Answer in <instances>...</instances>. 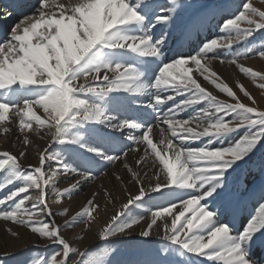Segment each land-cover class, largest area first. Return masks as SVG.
I'll list each match as a JSON object with an SVG mask.
<instances>
[{
  "label": "snow or ice",
  "instance_id": "snow-or-ice-1",
  "mask_svg": "<svg viewBox=\"0 0 264 264\" xmlns=\"http://www.w3.org/2000/svg\"><path fill=\"white\" fill-rule=\"evenodd\" d=\"M176 5L177 0H171V5L167 0L163 4L160 0H76L75 3L71 0L67 3L39 0L35 7L18 2L13 11L4 10L0 22L7 24L10 18H15L16 22L11 25L10 38L0 45V122L8 119L11 110L16 118L12 123L16 124L18 120L17 131L23 134L25 146L32 143L25 133L26 129L36 131L37 135H48L53 144H76L84 136L108 138L111 132L127 130L125 139L131 145V151H138L139 146L144 145L143 155L137 157L136 167L122 159L127 156L125 150L119 155L110 156L81 145L87 151L97 152L110 165L121 161L131 180L138 186L137 193L128 197L99 235L105 240L117 235H130L143 223L140 235L150 238L155 232L159 241L154 242L153 247L141 250L140 255L144 258L142 264H180L175 253L176 246L194 256L206 257L208 261L256 264L251 259L249 248L253 243L264 246V183L259 191L262 211L258 217L251 216L242 231L231 234L233 229L224 223L217 226L218 220L214 217L230 214L235 218L247 200L256 195L243 184L242 176L257 172L264 180V152L258 154V148L264 142V111L258 112L238 100L234 104L218 101L192 78L191 69L186 67L189 62L196 66L204 80L235 99L232 88L217 83V74L209 72L201 63L209 53L222 46L215 38L197 44L194 55L185 58L184 53H178L180 58L163 62L162 48L169 35H177V46L182 48L203 33L211 19L224 16L230 10L227 4ZM236 8L238 14L227 19L223 25L224 29L238 31L228 45L249 41L257 31H264V10L255 7L251 0H244ZM239 21H245L249 27L241 30ZM157 26L168 30L155 34L157 38L154 39ZM125 28L129 31L125 32ZM69 40L77 45L71 54L66 47ZM80 41L83 43H78ZM102 48L157 58L160 66L153 83L150 86L138 83L149 69H140L135 63L96 60L94 57L99 55ZM246 52L264 57V50L257 53L253 47H247ZM238 60L239 55L228 62L236 65L252 80L264 82V74L239 64ZM89 76L102 86L91 83L76 85L77 81H86ZM146 87L151 88V100L147 104L133 99L141 95ZM259 87L264 89V83H260ZM25 89H29L30 94L20 97L19 94ZM82 94L100 98L107 102V106L80 98ZM244 95L248 96V93ZM177 96L181 97L178 102ZM170 101L173 106L162 115L159 113L156 122L167 125V131L178 139V147L164 135L163 128L160 130L159 144L166 147L161 149L149 135L153 131L152 126L135 118L122 119L117 115L142 107L157 111ZM200 101L206 102L207 107L191 120L198 121V128L206 126L196 131L188 126L190 119L176 117ZM35 106L43 108L48 117L46 120L36 115L33 111ZM233 114L234 119L226 121V117ZM177 126H180L181 135H178ZM70 128L83 131L78 136L69 137ZM103 129L110 131L104 132ZM3 131L8 133L9 128L4 127ZM229 136L238 138L227 147H214L217 141ZM202 138L208 139L199 147L186 143ZM168 151H173L174 155L166 157ZM2 155L4 158L0 159V169L10 164L15 171L12 178L0 183V193H3L0 195V220L23 225L59 247L60 251L45 258L42 264H73L77 256L81 259L76 264H93L88 259L89 251L73 247L62 233L64 229H72L91 216V210L98 207L95 194L86 202L83 211L65 220L63 225L55 219L44 220L41 217L68 214L66 208L59 213L52 212L46 202L49 189L57 200H62L78 192L80 186L92 180L94 175L78 171L59 154L52 155L47 149L39 154V166H30L28 170L20 163L27 157L26 151L21 150L18 154L5 151ZM61 174H71L80 179L61 191L56 183V177ZM20 178L28 182L26 186L14 183ZM115 179L122 181L123 178L117 175ZM29 190L37 192L32 195ZM145 197L149 205L147 214L131 215V209L138 204L144 207L141 202ZM209 200L219 211L208 209ZM176 201L180 202L179 208ZM201 202H204L203 205ZM28 203L31 208L26 207ZM174 209L178 210L173 216ZM186 213H192V217L187 218ZM182 218L184 224L180 223ZM197 228L198 233L188 234ZM204 233H207V242H204ZM7 234L10 238L18 236L11 228ZM2 239L0 237V241ZM221 250L227 253V258ZM0 260L2 264H9V259ZM17 264L22 262L17 261ZM112 264H126L119 250Z\"/></svg>",
  "mask_w": 264,
  "mask_h": 264
},
{
  "label": "rangeland",
  "instance_id": "rangeland-1",
  "mask_svg": "<svg viewBox=\"0 0 264 264\" xmlns=\"http://www.w3.org/2000/svg\"><path fill=\"white\" fill-rule=\"evenodd\" d=\"M165 2V0L163 1ZM169 5H171V0H167ZM253 5L255 7H259L261 10H264V0H251ZM184 3H202V4H227L230 6V10L228 13H225L224 16L220 17V20L218 24L216 25L215 33L213 38L217 39L218 44H221L222 46L214 49L211 53H209L202 61V65L207 67L209 69V72H215L217 74V83H222V84H227L230 88H232L233 92L235 93V99L232 97H229L226 93L221 92L213 83H210L209 81H206L203 79V76L199 72V70L196 68L194 64L191 62L187 65L188 68L191 69L190 75L192 76L193 79L197 81L205 89L206 92L210 93L211 95L215 96L218 101L229 103V104H234L237 102V100L243 104H245L248 107H253L255 108L258 112L259 111H264V89L259 87L260 83H264L259 80H252L251 77L245 76L242 72L239 71V69L236 67V65L228 62L231 58L234 56L239 55V60L238 63L242 64L246 67L251 68L253 71L260 72L264 74V57H260L258 54H248L246 52L247 47H253L255 51L258 53L260 50H264V31H257L254 35L253 38H249V41H242L239 43H233L231 45H228V42L232 37L238 34L237 30L234 29H224L223 25L226 22L227 19L234 18L236 14H238L237 5H242L244 3V0H177V5H181ZM242 10V9H241ZM258 19V18H256ZM240 25V29H245L248 28L249 25L245 21H239L238 22ZM212 38V39H213ZM210 42V41H209ZM82 44L83 42L80 41L78 42ZM75 46L77 47L76 44H73L71 41H68L66 44V47L69 49V53L71 54L75 50ZM180 47L177 46V41H174L173 45L169 48V53H172L176 50H179ZM195 51V50H194ZM106 48H102L100 50V53L98 56L94 57L96 60L99 62H113L115 63L116 61H120L119 59H108L106 56ZM103 54H105L103 56ZM106 56V57H105ZM223 58V59H221ZM155 76V75H153ZM150 77V76H149ZM148 77V78H149ZM143 79V78H142ZM212 78L210 77V80ZM79 83H91L93 86H102L99 84V81H93L91 76L88 77V79L85 80H80L76 82V85ZM76 85H73L74 87ZM247 92L248 96H245L244 93ZM80 98H88L91 102H96L102 105V99L96 98L91 95H81ZM177 102L181 99V97L177 96ZM104 101V100H103ZM207 107L206 102L200 101L199 104L194 105L192 107H189V109L186 110V115L195 116L196 113L202 112L203 108ZM33 111L36 113V115L40 116L41 119H47V114L44 112L43 108H40L39 106H35L33 108ZM127 111L124 113H121V118L127 117ZM156 113V112H155ZM234 119V114L226 117V121H230ZM193 122L197 123L198 121L192 120ZM163 123V122H162ZM166 125V124H165ZM164 125V129H167V125ZM35 126V124H34ZM193 126V128L196 129V131H201L202 127H196ZM97 127H101L100 125H97ZM160 126V130H161ZM178 128V126H177ZM43 131V130H40ZM83 130L77 131L75 128H70L68 135L69 137H75L80 134ZM104 132H109L110 130L108 129H103ZM178 131L179 128H178ZM25 133L28 134L30 133L29 130H25ZM36 133V132H34ZM42 133V132H41ZM120 133V134H119ZM127 130H123V132L117 131V132H111V138L108 140L109 142H116V139H121L125 138L127 136ZM21 134V133H20ZM161 134V133H160ZM159 133L154 134V136H151L153 139V142L158 145L159 148H165L166 145H161L159 144V140L161 139V135ZM243 134V131L241 130L240 135ZM23 136V134H21ZM37 135V134H36ZM43 135V134H41ZM123 135V136H122ZM165 135V132H164ZM5 134L0 136V140H3ZM40 137V135H37ZM44 136V135H43ZM158 136V137H157ZM6 137V136H5ZM94 136H84L82 139L78 140L76 144H66V143H52L49 141L46 145L43 146L41 151H37L36 153V158L29 162L26 159H23L20 161V163L23 165V168L25 170H28L30 166L35 167L39 166L38 164V157L39 154L44 151V150H49V153L52 155L59 154L63 160L66 163H69L71 167H75L77 165H86L91 163L87 158L88 156L93 160V159H98V167L96 168V174L94 178L80 186V190L78 192H74L72 196L70 197H65L62 200H57V198L54 196V194L51 192V190H48L47 196H46V202L49 206V208L52 210L53 213H59L63 209H68V214L67 216H53L51 218L44 216L41 217V219L44 220H49V219H55L56 222L60 225H63L65 220L71 219L73 215H75L77 212L83 211V209L86 206V202L93 196L92 194L89 195L87 198L85 204L83 207L80 208H75L74 204H77L78 200L81 199V195L86 191L87 187L93 183H96L100 177L104 176L106 172L110 171L112 167H114L117 163H121L120 166H123L122 162H117L112 165L108 163V161L102 158V156L98 155L97 152H91L87 151L85 147H82L81 145H86L89 148H93L91 144H89V141L91 138ZM96 137H94L95 139ZM115 138V139H113ZM238 137L236 136H229L225 137L223 140H219L215 143L214 147L220 148V147H227L230 144L234 142V139ZM112 139V140H111ZM208 138H202L201 140L198 141H191L186 143L191 146V147H199L202 144L207 142ZM126 143L128 140H125ZM177 147L179 146V142L176 143ZM37 146V145H36ZM78 146V147H77ZM121 148V147H120ZM130 146H124L122 148V151H127L130 150ZM143 149L144 145L139 146V150L135 151L136 155L142 154L143 155ZM77 150V151H74ZM106 150H102V153H106ZM3 149L0 147V159H3ZM134 152V154H135ZM171 152V153H170ZM264 152V142H262L261 146L258 148V154ZM99 153V152H98ZM169 153V154H168ZM107 155H110L109 152L106 153ZM129 154V153H127ZM88 155V156H87ZM166 157H172L174 155L173 151H168L165 153ZM169 155V156H168ZM111 156V155H110ZM258 158V157H254ZM71 160V161H70ZM83 160V161H82ZM134 161V160H133ZM150 161V160H149ZM30 163V164H27ZM129 165H132L133 162H129ZM77 163V164H76ZM27 164V165H26ZM92 164V163H91ZM106 168V169H105ZM124 169V168H123ZM15 171L10 164L5 165L4 169H0V183L5 182L7 179L12 178V174ZM91 173V172H90ZM89 173V174H90ZM27 174V172H26ZM104 174V175H103ZM70 178V179H69ZM79 177H73L71 174L68 176H64L63 174L59 175L56 177V183L57 187L63 191L66 188L70 187L72 183H75L76 180H79ZM242 182L245 186L249 187L252 190V193L257 194L259 196V191L261 188L262 183H264V180H262V177L260 176L259 173L253 172L252 174L246 176V177H241ZM14 183L17 186H22L27 185V181L23 180V178L16 179ZM86 184V185H85ZM134 184V183H133ZM136 191L135 193H132V191H129V193H125L124 200H120L116 197L115 199L117 203L112 202L109 199H106V202H109V207H110V215H108V218L106 220L101 219L100 214L98 211L100 210V205H98L97 208H94L91 210V216L87 217L84 222L79 223L76 227L72 229H64L63 235L70 241L72 242L73 247H77L81 251L88 250L89 251V256L88 259L93 261V264H112L114 257L117 255V251L119 250V254L123 258V260L126 262V264H142L143 257L140 255L141 250L144 249H149L153 247L154 242L159 241V237L157 235H151L150 238H144L140 235V231L143 228V223L139 227H136L135 230L130 234V235H117L115 237H108L106 240L101 239L100 235L98 233V237L95 238L94 240H87V244H85L83 247H81V241L84 239L85 234L87 233L86 231L90 229L92 224L96 222H102V228L101 230L106 226V223L110 220L111 216L113 214H116L119 212L121 206L127 202V199L130 195L136 194L137 193V188L136 186ZM30 194L35 195L37 190H29ZM96 196V193H94ZM104 196L107 194L104 192ZM0 195H3V193H0ZM25 194H21V196H24ZM127 198V199H126ZM187 198V197H186ZM19 198H17L18 202ZM148 200L147 197L144 198V201L141 202L144 204V207L141 208V206L138 204L135 208L131 209V215H139V214H147V207L149 206L148 203H146ZM252 200L248 199L247 201ZM11 203V202H9ZM177 206L179 205V201H176ZM260 203L261 201L258 200L255 205H254V210L252 208V211L255 216H259L261 213L260 209ZM113 204H116L115 207H113ZM103 207L105 208V204ZM212 202L209 200L208 202V207H212ZM74 206V207H73ZM167 206V205H166ZM26 207L31 208V204L28 203L26 204ZM73 207V208H72ZM217 209V208H216ZM70 211V212H69ZM73 211V212H72ZM102 211V210H101ZM112 214V215H111ZM171 219V218H170ZM98 220V221H97ZM1 223L4 225H7L8 227L12 226L14 229L17 231L19 230H26L29 234H31L33 237L30 245H24L20 250L17 251H9V252H3L0 253V258L3 259H9V264H17V261L22 262V264H42V261L45 260V258H50L53 254L57 253L60 251L59 247L54 244L51 241H48L45 238L39 237L38 233H32L30 229H26L23 225L15 224L14 222L11 221H3L0 220ZM36 226H39L38 224ZM179 227V225H178ZM89 228V229H88ZM8 228H6L7 230ZM100 230V231H101ZM199 232V230H196ZM191 235V232L188 233ZM183 235V233H182ZM205 237L207 236V233H204ZM97 236V235H96ZM78 237H82L81 239H77ZM35 238V239H34ZM76 239V240H75ZM158 246V245H157ZM180 248L179 246L175 247V253L178 261L180 264H212L209 263L208 261H203L201 263L199 262H194V255L187 253L186 250ZM11 257V258H9ZM184 257V259H183ZM62 257H57V259H60ZM196 258V257H195ZM81 257L77 256L75 260L73 261V264H76L77 261H79ZM197 259V258H196ZM0 264H2V260H0Z\"/></svg>",
  "mask_w": 264,
  "mask_h": 264
},
{
  "label": "bare ground",
  "instance_id": "bare-ground-1",
  "mask_svg": "<svg viewBox=\"0 0 264 264\" xmlns=\"http://www.w3.org/2000/svg\"><path fill=\"white\" fill-rule=\"evenodd\" d=\"M163 1L164 0H160V3L161 4L165 3ZM18 2H23V3L27 4L29 7H35L39 4V0H0V15L3 14L4 10L13 11L14 6ZM54 2L55 3H67L68 0H54ZM71 2L75 3L76 0H71ZM176 6L179 7L180 5H176ZM220 17L221 16L211 19L209 26L207 27V29L203 33H201L198 37H194L191 42L185 43L182 48H180L179 50H176L172 53H169L168 50L173 45L174 41H178L179 37L177 35H174V34L169 35L168 39L166 40V42L162 48L163 55H162L161 59L163 60V62H165V63L171 62V60L174 58H180V57H178V53H184L185 58H187V56H189V55H194L195 54L194 50H196L197 44H202V42L211 41V39L213 38L214 33L216 31L215 27L218 24ZM11 19L12 18L9 19L7 24L0 22V45L4 44L11 36V33H9L8 30L6 29L9 22L11 21ZM167 30L168 29L167 28L164 29L163 26H157V28L154 30L153 38L154 39L157 38V35H155V34H158V33H161V32L167 31ZM124 31L128 32L129 29L125 28ZM136 34H138V32ZM69 41H71V40H69ZM106 51L107 52L105 54H106L108 59H115L116 58V59H119L120 61H123L125 63H135L137 65V67L140 69H145V68L149 69L147 72H145L143 79L138 81V83L146 84L149 86L153 83L154 78H155V76H153V75L156 74V70L160 66V61L157 58L139 57L135 53L123 52L122 50L106 49ZM105 54H103V56ZM29 94H30V90L25 89L23 92H21L19 94V96L23 97V96H27ZM133 99L140 100L144 104H147L151 100V88L146 87L143 90V93L141 95L134 97ZM176 101H177V98H176ZM102 105L107 106V102L102 100ZM172 106H173V102L170 101L167 104H165L163 107L158 108L157 111H153L152 109L142 107V108H137V109L132 110V111H127L129 113H127L126 115L129 119L135 118L137 120L146 122L150 126H152L153 131L149 135L154 136V134H157V133L160 134V126L164 129V125H165L162 122L157 124L156 118H157L158 114L160 113L162 115L163 112L167 111L168 108H170ZM108 110L112 111L111 108H109ZM122 112L124 113L125 111H122ZM122 112L117 113V115L121 116ZM186 114H187L186 111L181 112L176 118L177 119H190L191 120V116H187ZM15 119L16 118L13 116V114L10 110L8 113V119L6 121L0 122V136L4 135V134L6 136V137L4 136L3 140H0V147L3 149L4 152L9 151L10 153H13V154H18L21 150L26 151L28 153V155L25 159L28 160L29 162H31L36 158L35 155H36L37 151H41L43 146L46 145L47 143H49V141H50L49 136L48 135H44V136L40 135V137H39L36 135V133H34L36 131H30V133H28L27 135H28V138L32 141V143H31V145L25 146L23 144V136L17 131L18 120L16 121V124L12 123V121ZM188 126L193 128V126H196V123L191 120V122ZM4 127L9 128L8 133H4V131H3ZM179 127L180 126H178V128ZM34 128H35V126H34ZM164 130H165V136L172 139L173 145L175 147H177L176 143L179 142L178 139L172 137L171 133L168 132L167 129H164ZM41 132L43 133V131H41ZM125 134H128V133H125ZM181 134L182 133L180 131H178V135H181ZM106 139L107 138H104V137H97L96 140H94V146L97 145V147H99L97 149L104 147L106 149V151L111 153L110 155H119L120 152H122V148L124 146H130L129 142L126 143L125 138L117 139V142L112 143V144H106ZM113 139H115V138H113ZM126 152L129 154H127L126 157H122V159H126L129 162L132 161L133 164L131 166L136 167L137 157L142 155V154L136 155V152L134 154V152L131 150H127ZM117 162H121V161H117ZM149 163H151V160L149 161ZM27 164H30V163L27 162ZM120 164L121 163H117L114 167H112V169L110 171L106 172L105 175L103 174L104 176L100 177V179H98V181L96 183L89 185L87 187L86 191L81 195V197H80L81 199L78 200L77 204H74L75 208L81 209L83 207V205L85 204L89 195L94 192V193H96L95 203L100 205V210L98 211V213L100 214L101 219L106 220L108 218V215H110V211H109L110 205H109V202L105 201L106 199H109V201L111 200L112 202L117 203V201L115 199V195L118 199L123 201L125 199L124 198L125 193L126 194L129 193V191H132V193H135L136 187L133 184L134 182L131 180L130 175L127 173L125 168L123 166H120ZM157 164H158V162H157ZM97 167H98V165L86 164V165H77L73 168H76L78 171H81V172L87 171L88 173L91 172L90 174H96L97 172L95 170ZM117 175H119L120 177L123 178L122 181H117L115 179V177ZM104 192L107 194V196L106 195L104 196V194H103ZM108 194H110V195H108ZM249 199H252V200H249L246 202L243 209L239 212L238 215H236L235 218H233L230 214H224V215H221L219 217H214V219L218 220L217 226H219V223L227 224L231 229H233V233H231V234H235V233L242 231L245 224L248 222V220L251 218V216H255L254 215L255 212H254V214H252L253 213L252 208L254 210V205L259 200V196L256 194ZM203 203L204 202H201V205H203ZM102 204H105V208L103 207L104 205H102ZM115 206H116V204H113V207H115ZM178 208H179V205H178ZM208 209L213 210V211H219L218 209L215 208L214 205H212V207H208ZM177 210L178 209H174L173 216L175 214H177ZM185 215L189 219L192 217V213H186ZM103 220H102V222L104 223ZM102 222L101 223L96 222V223L92 224L90 229L88 228L89 230L86 231L87 233L85 234L84 239L81 241V244H80L81 247H83L85 244L88 243L87 240L91 241V240H94L95 238L98 237V233L100 232V230L102 228V224H103ZM180 223L181 224L185 223L184 218L181 219ZM6 228H8V229L11 228L12 230L16 231L14 229V227H12V226L8 227L7 225H4L3 223L0 222V237L3 238L2 241H0V253L9 252V251H11V252L17 251V250H20L24 245H28V244L30 245L34 236L29 234L26 230H19V231H17V233H18L17 237L10 238L9 235L7 234L8 229L6 230ZM196 230H199V229L198 228L193 229L191 231V235L198 233ZM185 231H187L186 228H185ZM153 235H156V233L154 232ZM204 242H207V236L205 237ZM205 251H210V250L205 249ZM221 251L223 252V255L225 256V258H227V253L224 250H221ZM249 251H250L251 259H253L256 262V264H264V246H260L257 243H253L250 246ZM195 257L193 259L194 262L200 263L201 260L208 261L206 257H197V256H195ZM183 259H184V257H183ZM202 262L203 261H201V263ZM208 262L212 263V264H225L224 260L208 261ZM202 264H204V263H202Z\"/></svg>",
  "mask_w": 264,
  "mask_h": 264
},
{
  "label": "clouds",
  "instance_id": "clouds-1",
  "mask_svg": "<svg viewBox=\"0 0 264 264\" xmlns=\"http://www.w3.org/2000/svg\"><path fill=\"white\" fill-rule=\"evenodd\" d=\"M223 227H226V226H223Z\"/></svg>",
  "mask_w": 264,
  "mask_h": 264
}]
</instances>
